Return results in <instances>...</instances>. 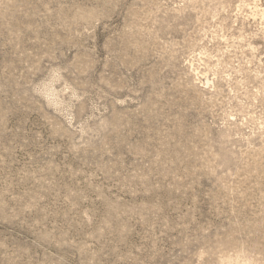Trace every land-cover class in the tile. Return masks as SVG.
<instances>
[{
	"label": "rangeland",
	"instance_id": "obj_1",
	"mask_svg": "<svg viewBox=\"0 0 264 264\" xmlns=\"http://www.w3.org/2000/svg\"><path fill=\"white\" fill-rule=\"evenodd\" d=\"M0 264H264V0H0Z\"/></svg>",
	"mask_w": 264,
	"mask_h": 264
}]
</instances>
